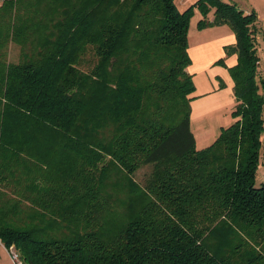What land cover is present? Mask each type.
<instances>
[{
  "label": "trees",
  "instance_id": "obj_1",
  "mask_svg": "<svg viewBox=\"0 0 264 264\" xmlns=\"http://www.w3.org/2000/svg\"><path fill=\"white\" fill-rule=\"evenodd\" d=\"M196 9L200 28L232 27L226 53L238 55L235 121L202 149L188 70ZM259 30L254 12L225 0L183 11L176 0H4L6 248L24 264H264Z\"/></svg>",
  "mask_w": 264,
  "mask_h": 264
},
{
  "label": "crops",
  "instance_id": "obj_2",
  "mask_svg": "<svg viewBox=\"0 0 264 264\" xmlns=\"http://www.w3.org/2000/svg\"><path fill=\"white\" fill-rule=\"evenodd\" d=\"M198 0H176L177 7L183 11L195 4ZM228 2H234L242 9L245 13L254 12L257 15V21L259 22L260 30L258 32V54L260 56V77L264 80V27H263V15H264V0H225ZM203 18L202 13L196 9L194 15L190 20L189 28V51L192 58V64L196 65L195 72H207L211 69L220 59H224V63L227 67H232L238 62V55L227 54L226 46L235 44L237 37L229 24L210 25L204 28H200L198 23ZM209 18H213V14H209ZM192 31V33H191ZM206 94H209L208 91ZM205 93L200 94V97L206 95ZM231 101L225 103L222 108H225V112L231 113L236 104V96H232L230 91ZM199 97V98H200ZM264 140V133H263ZM263 162L260 165L258 182L264 181V151H263ZM0 264H15L9 250L0 240ZM4 254V258L1 255Z\"/></svg>",
  "mask_w": 264,
  "mask_h": 264
},
{
  "label": "rangeland",
  "instance_id": "obj_3",
  "mask_svg": "<svg viewBox=\"0 0 264 264\" xmlns=\"http://www.w3.org/2000/svg\"><path fill=\"white\" fill-rule=\"evenodd\" d=\"M3 3L4 0H0V7ZM8 58L12 62L20 60L21 47L18 44L11 45ZM195 67L196 65L191 62L189 70L195 72ZM193 75L196 84L194 93L196 98L192 100L191 127L196 137V146L198 149H202L213 144L219 137L222 128L230 126L235 121L233 111L226 113L225 108H222L225 103L232 102L230 91L234 97L235 82L229 67L221 62L216 63L207 72L200 71ZM207 91L209 94H206ZM202 93L206 95L200 97ZM150 171L151 166H145L137 172L136 177L144 181ZM1 258H4V254L1 255Z\"/></svg>",
  "mask_w": 264,
  "mask_h": 264
},
{
  "label": "built area",
  "instance_id": "obj_4",
  "mask_svg": "<svg viewBox=\"0 0 264 264\" xmlns=\"http://www.w3.org/2000/svg\"><path fill=\"white\" fill-rule=\"evenodd\" d=\"M262 21L264 27V15ZM9 252L15 264H24L23 261L20 259L19 253L15 250V248L11 247L9 249Z\"/></svg>",
  "mask_w": 264,
  "mask_h": 264
}]
</instances>
